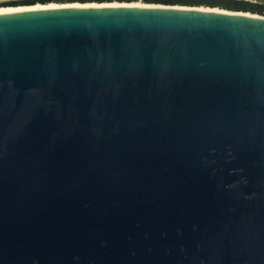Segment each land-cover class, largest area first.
<instances>
[{"label": "water", "instance_id": "water-1", "mask_svg": "<svg viewBox=\"0 0 264 264\" xmlns=\"http://www.w3.org/2000/svg\"><path fill=\"white\" fill-rule=\"evenodd\" d=\"M0 264H264V19L0 14Z\"/></svg>", "mask_w": 264, "mask_h": 264}, {"label": "bare ground", "instance_id": "bare-ground-1", "mask_svg": "<svg viewBox=\"0 0 264 264\" xmlns=\"http://www.w3.org/2000/svg\"><path fill=\"white\" fill-rule=\"evenodd\" d=\"M89 7H129V8H168V9H180V10H196L210 13H222V14H233L242 15L249 17L263 18L264 15H257L248 12L228 10L219 7H208V6H183V5H163V4H152L144 3L140 0L131 2H70V1H47L37 3H25V4H0V14L17 13L35 10H45L54 8H89Z\"/></svg>", "mask_w": 264, "mask_h": 264}, {"label": "trees", "instance_id": "trees-1", "mask_svg": "<svg viewBox=\"0 0 264 264\" xmlns=\"http://www.w3.org/2000/svg\"><path fill=\"white\" fill-rule=\"evenodd\" d=\"M34 1L47 2L49 0H15L8 2L9 4L17 3H32ZM58 1H70V2H131L137 0H58ZM85 1V2H84ZM146 3L152 4H171V5H188V6H208V7H221L234 11L248 12L257 15H264V0L248 1V0H140Z\"/></svg>", "mask_w": 264, "mask_h": 264}, {"label": "built area", "instance_id": "built-area-1", "mask_svg": "<svg viewBox=\"0 0 264 264\" xmlns=\"http://www.w3.org/2000/svg\"><path fill=\"white\" fill-rule=\"evenodd\" d=\"M7 1H15V0H0V4H2L3 2H7ZM248 1H256V0H248Z\"/></svg>", "mask_w": 264, "mask_h": 264}, {"label": "rangeland", "instance_id": "rangeland-1", "mask_svg": "<svg viewBox=\"0 0 264 264\" xmlns=\"http://www.w3.org/2000/svg\"><path fill=\"white\" fill-rule=\"evenodd\" d=\"M49 1H58V0H49ZM8 2H10V1L3 2L2 4H9ZM34 3H37V2H34ZM39 3H41V2H39ZM29 4H30V3H29Z\"/></svg>", "mask_w": 264, "mask_h": 264}, {"label": "flooded vegetation", "instance_id": "flooded-vegetation-1", "mask_svg": "<svg viewBox=\"0 0 264 264\" xmlns=\"http://www.w3.org/2000/svg\"><path fill=\"white\" fill-rule=\"evenodd\" d=\"M35 2H38V1H35ZM17 4H20V3H17ZM22 4H25V3H22Z\"/></svg>", "mask_w": 264, "mask_h": 264}]
</instances>
